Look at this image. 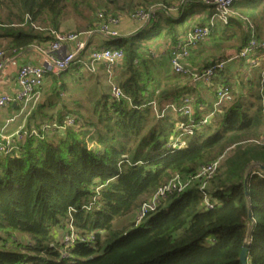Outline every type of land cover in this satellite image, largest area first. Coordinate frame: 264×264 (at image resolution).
<instances>
[{
    "label": "trees",
    "instance_id": "1",
    "mask_svg": "<svg viewBox=\"0 0 264 264\" xmlns=\"http://www.w3.org/2000/svg\"><path fill=\"white\" fill-rule=\"evenodd\" d=\"M97 1L98 9L89 0H0V51L21 52L51 42L67 6L77 15L83 7L94 11L90 30L98 12L149 9ZM244 1L251 4L234 3L231 11L258 27L264 22V4ZM109 5L115 11L105 8ZM164 7L135 33L111 41L123 53L115 81L126 99L116 101L100 90L85 116L61 109L49 118L59 126L72 118L74 126L80 123L85 130L73 126L43 132L38 123V136H15L16 152L0 155V264H240L247 240V263L264 264V146L253 142L264 132V63L250 68L236 59L235 68L217 71L206 86L213 99L208 103L187 76L170 70L171 49L192 27L208 26L212 37L219 30L218 38L239 41V51L249 40V27L237 35L234 29L244 24L240 17L211 23L215 9L200 3L179 7L176 16L169 13L171 5ZM203 9L204 16L196 18L195 12ZM147 28L158 30L145 35ZM160 37L168 44L157 50ZM220 61L200 45L188 67L202 72ZM248 70L257 71L254 81L244 76ZM62 86H56L57 94ZM219 87H229L231 98L214 108ZM187 96L194 97L189 116L153 115L151 102L158 110L179 107ZM208 116L207 123L184 138L183 148H169L179 124L196 126ZM217 160L204 189L211 209L196 180L182 193L167 195L140 225L112 229L114 220L134 213L175 175L188 179ZM69 221L92 242L65 249L61 239ZM19 236L26 242L18 243Z\"/></svg>",
    "mask_w": 264,
    "mask_h": 264
},
{
    "label": "built area",
    "instance_id": "2",
    "mask_svg": "<svg viewBox=\"0 0 264 264\" xmlns=\"http://www.w3.org/2000/svg\"><path fill=\"white\" fill-rule=\"evenodd\" d=\"M236 1L237 0H179L176 5H173V7H170L168 10L169 13H171V11H178L179 7L183 8L187 4L200 3L205 6L213 7L215 9V15L213 17L226 24L229 17H240L231 11V7ZM156 10V8L150 7L148 10L138 9L131 13L124 11H118L114 14L98 12L95 17L94 28L86 33L51 32L53 40L49 42L45 48L39 50L43 57L42 65L20 66L16 72L15 94L12 96H0V111L11 104L16 105L20 109L19 114L14 115L7 120L6 124L1 129V133H4L7 124L14 122L17 118L23 116L24 113V116L26 117L29 111L39 104L43 81L47 76H59L68 72V70L75 64L89 74H95L97 72L96 67L102 66L106 73L107 83L110 85V96L116 101L126 99L115 81L116 68L123 58L122 51L119 48L113 47H97L87 54L86 50L89 46V39L92 34L96 33L104 40L111 42L121 36L118 27L124 19H128L139 28L148 23ZM240 18L247 23L250 30V37L245 46L229 56L227 60L211 65L202 72L193 71L188 67L189 56L198 46L205 43L210 37L208 26H194L171 49V55L168 59L170 70L175 74L187 76L194 85L204 87L211 84L217 71L224 69L228 63H231L236 59L244 60L250 68L257 67L261 63H264V39L258 38L255 35L254 27L248 19ZM17 53L18 52L15 51H0V75L7 68L11 56H14ZM230 98V88L219 87L216 92V100L213 104L214 108L222 106L223 103ZM261 99L264 114L263 96H261ZM150 104L153 107V115L157 119L163 118L168 112L181 113L183 116H189L192 112V100L189 97L183 98L179 107L177 105H166L164 108L158 110L154 102H151ZM210 116L205 117L196 126L184 123L179 124L177 128L178 132L171 138V142L168 145L169 148L173 150L183 148L185 146L184 138L186 136H191L194 131L193 129L199 128L201 125L207 123ZM73 126L74 121L69 118L60 126L55 122H50L48 124H42L40 129L43 132H48L49 130L63 131L65 128ZM16 134H10V139L5 135L0 136V155L16 152L14 144ZM26 135L38 136V133L36 129H31L29 134L27 133ZM253 142L257 145L264 146V132L259 139ZM218 164L219 162L217 160L203 166L195 175L188 179H183L180 176L175 175L168 183L158 188L142 202L141 206L135 211V225H140L149 213L156 211L161 201H163L167 195L172 193H182L193 181L196 180L201 183L199 189L203 194L206 207L211 209L212 205L208 202L204 189L206 182L213 177ZM92 240V236H82L77 234L72 225V221H69L67 224L61 239L65 249L72 247L75 243H90ZM63 256L66 255L63 254Z\"/></svg>",
    "mask_w": 264,
    "mask_h": 264
},
{
    "label": "rangeland",
    "instance_id": "3",
    "mask_svg": "<svg viewBox=\"0 0 264 264\" xmlns=\"http://www.w3.org/2000/svg\"><path fill=\"white\" fill-rule=\"evenodd\" d=\"M177 1L178 0H118V2H119L118 6L121 7L122 4L132 2V3H139L141 6H145V7H149V8L154 7L158 11V9L166 8L164 6H166L167 4H169L173 7V5L177 4L176 3ZM98 2L99 1H97V0H89V3L91 4V6L94 9H98V6H99ZM260 2H262L261 5L264 4V0H260ZM239 3L240 4L241 3L251 4L250 1H244V0H237L235 2V4H239ZM105 8H108L109 11H115V9H116V7L113 5L105 6ZM67 9L68 10L66 11L67 12L66 17H65V19H63L61 21V26H60L59 31L60 32H74V33H86V32H88L90 30L89 27H90V25L94 19V15H93L94 11L88 10L87 7H83L82 11H81V15H77V13H75L74 10L70 6H67ZM132 10H134V8H132ZM203 12H204V9L200 10L199 12L198 11L195 12L196 18L198 16H200V17L204 16ZM1 14L4 16L6 14V11L3 9ZM170 14L172 16H176L177 11H171ZM124 20H128V19H124ZM249 20H250V23L254 27L255 35H257L259 38L264 39V22L261 21L260 25L258 23L259 26L257 27L255 22H253L250 18H249ZM218 21H220V20L213 17V20L211 21V23L212 22L217 23ZM238 22H240V21H238ZM221 23H223V22H221ZM240 24H241L240 28L234 29L236 31L237 35H240V33H242V30L245 31L247 28L245 26V25H247V23L244 22L245 25L242 23H240ZM255 29H256V31H255ZM152 30H151V28L150 29L147 28L146 32H144L143 34H145V35L155 34V33H157L158 29H155L154 31H152ZM159 30L162 31L161 33H163V30H161V29H159ZM220 32L221 31H219V30L215 31L216 36H214V37L210 36L208 38V40L201 45L205 49L206 48L210 49L211 52L213 53L214 59H219V61L222 59H225V57H229L228 56L229 54L232 55V54L236 53L237 52L236 48L239 46V41H236L235 38H231L229 40L228 39L224 40V39L218 38ZM249 33H250V31H249ZM229 34L230 33H228L227 35H229ZM97 37H100V36H96V34H95L94 38H93V42L90 44V46L86 50L87 54L90 53L92 50L96 49L97 47L98 48H101V47L102 48H111V47L119 48L117 44H114V43L112 44L111 42L104 44ZM228 66H229V68H235L236 64L232 61L231 63H228L225 66V69ZM75 68H76V66H72L68 70V72H66L65 74L75 75L73 73ZM96 68H97V72L95 74H89L86 71L81 70V74H83V81L76 86H72L68 90L67 94H64L65 92H62L61 95L57 96L54 99V101H55L54 104H56V106L55 107L51 106V108L54 110V113H53V111H48L49 113H53L50 115V117L52 116L54 118L56 116L55 110L59 109L60 102L63 99H65L64 101L71 100L74 108L77 109L76 111H78L80 113V116L83 117L86 114V110L90 106V100H93L96 96H98L100 94V90L109 93L110 85L107 83L105 71L103 70V68L101 66H97ZM251 71L248 70L247 73H244V76L246 75L247 77H252L250 79L252 81H254V79H255L254 76H255L257 71H252V72ZM194 87H195L196 91L198 93H200L208 103H211L213 101L211 93H206V90H207L206 86H204V87L194 86ZM233 88H234V90H235V88L238 91L240 90L239 86H236V87L233 86ZM64 96H67V99L64 98ZM187 97L191 98V100L194 101L193 96H187ZM43 103L44 102H42V100H41L39 105H37L34 109L30 110L29 113L26 115V117L24 116L25 115V113H24L23 116L16 119L15 120L16 124H13L11 126L12 129L9 130L10 132L8 131V129L5 130L4 133H1V131H0V136L5 135L6 137H8L10 139L11 135H14L17 133L15 136H23L20 139H23L24 137H26V136H24L27 134L26 131H29V129L35 130L36 129L35 127H37L36 126L37 124H36L35 126H33V128H31V127L27 128L28 124L30 125L32 118L35 116V113H42L44 110L50 109V106L46 107V106H44ZM14 112L16 114H19L20 109L17 108L14 110ZM14 112H13V114H14ZM170 115L174 116V114H170ZM70 119H72V118H70ZM50 122L51 121L47 120L46 116H41V120H39V125L48 124ZM74 128L76 130H81V129L85 130L86 129V128H83L80 125V123L76 124L74 126ZM131 227L132 228L136 227V225H135V212L131 213L125 217L118 218V219L114 220L112 229L115 231H126V230L130 229ZM16 238H17L18 243H25L26 242L25 241L26 239H24L23 237L19 236Z\"/></svg>",
    "mask_w": 264,
    "mask_h": 264
},
{
    "label": "crops",
    "instance_id": "4",
    "mask_svg": "<svg viewBox=\"0 0 264 264\" xmlns=\"http://www.w3.org/2000/svg\"><path fill=\"white\" fill-rule=\"evenodd\" d=\"M237 13H239V12L237 11L235 14L237 15ZM136 29H137V26L128 20H123L118 27L119 34L121 35L120 37H126V36L133 34V33H135ZM95 34L96 33L91 35V37L89 39V46L93 42V38H94ZM96 36H99V35L96 34ZM97 38H99L102 41V43H104V44L109 43L108 41L104 40L101 37H97ZM161 38L162 37H160V39L157 38V40L155 39L156 40L155 45L157 47V50L158 49H165L166 45L168 44L166 39L162 40ZM46 45L47 44L40 45L39 47L33 46V47H30L24 51L18 52L14 56H11L10 61L7 64V68L0 75V96L1 95L12 96L15 94V91H16V80H15L16 72L20 66H23V65L40 66V65H42L43 57L41 56L39 50L42 48H45ZM196 50H194V51H196ZM228 56H231V55L229 54ZM73 66H76V68L74 69V72H73L75 75H69V74L63 73L60 77L56 78L55 80H53V76H47L44 79L43 86L41 89V92H42L41 93V100H42V102H44L43 103L44 106H46V107L50 106V109L44 110L42 113H35V116L32 118V121H31L30 125L28 124L27 128H30V127L33 128V126H35L36 124L38 125L39 120H41V116H46L47 120H49L50 115L54 113V110L51 108V106L52 107L56 106V104H54V102H55L54 99L57 96L61 95V93L57 94L58 90H55L56 86L61 87L63 85L62 86L63 92H65L64 94H67L68 90L72 86H76L83 81V74H81L82 69L79 68L78 65H73ZM54 82H55L56 86L54 85ZM64 98L67 99V96H64ZM64 100L65 99L61 100L60 105H59V109L55 110L56 112H58L61 109L64 111L77 110L76 108H74L71 100H67V101H64ZM17 108L18 107L16 105L11 104L9 106H6L5 108H3L0 111V131L3 128V126L6 124L8 119H10L14 115H17L14 112V110ZM48 111H53V113H49ZM13 112H14V114H13ZM13 124H16L15 121L7 124L5 130H7V129H8V131L11 130L12 129L11 126Z\"/></svg>",
    "mask_w": 264,
    "mask_h": 264
},
{
    "label": "water",
    "instance_id": "5",
    "mask_svg": "<svg viewBox=\"0 0 264 264\" xmlns=\"http://www.w3.org/2000/svg\"><path fill=\"white\" fill-rule=\"evenodd\" d=\"M119 67V65H118ZM262 169H264L263 167H261ZM244 184L246 185V179H245V182ZM245 194L247 195V190L245 189ZM248 218L250 220H252V212L251 210H249V213H248ZM249 246V242L248 240L245 241V243L243 244V247H242V250L240 252V256H239V261H240V264H248L247 263V259H246V253H247V248Z\"/></svg>",
    "mask_w": 264,
    "mask_h": 264
}]
</instances>
